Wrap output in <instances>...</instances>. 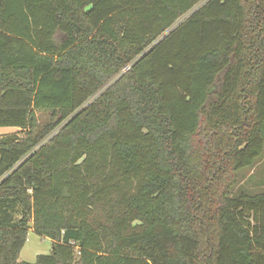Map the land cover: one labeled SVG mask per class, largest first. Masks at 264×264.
Returning a JSON list of instances; mask_svg holds the SVG:
<instances>
[{
  "label": "trees",
  "instance_id": "obj_1",
  "mask_svg": "<svg viewBox=\"0 0 264 264\" xmlns=\"http://www.w3.org/2000/svg\"><path fill=\"white\" fill-rule=\"evenodd\" d=\"M0 127V264H264V0H0Z\"/></svg>",
  "mask_w": 264,
  "mask_h": 264
},
{
  "label": "rangeland",
  "instance_id": "obj_2",
  "mask_svg": "<svg viewBox=\"0 0 264 264\" xmlns=\"http://www.w3.org/2000/svg\"><path fill=\"white\" fill-rule=\"evenodd\" d=\"M39 120H44L45 115L38 113ZM17 131L12 127H0V135L11 134ZM264 190V156L251 169L241 173L238 179V184L233 188V194L240 191L256 193ZM52 248L50 238L39 236L32 230L27 233L26 241L20 250L18 261L34 263L37 255L49 254Z\"/></svg>",
  "mask_w": 264,
  "mask_h": 264
}]
</instances>
